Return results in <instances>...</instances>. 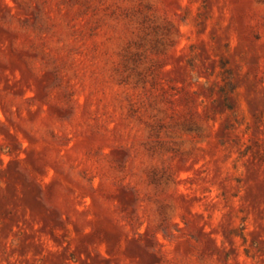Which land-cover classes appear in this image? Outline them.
Returning <instances> with one entry per match:
<instances>
[{
	"label": "rangeland",
	"instance_id": "374dc122",
	"mask_svg": "<svg viewBox=\"0 0 264 264\" xmlns=\"http://www.w3.org/2000/svg\"><path fill=\"white\" fill-rule=\"evenodd\" d=\"M0 264H264V0H0Z\"/></svg>",
	"mask_w": 264,
	"mask_h": 264
},
{
	"label": "trees",
	"instance_id": "16d2710c",
	"mask_svg": "<svg viewBox=\"0 0 264 264\" xmlns=\"http://www.w3.org/2000/svg\"><path fill=\"white\" fill-rule=\"evenodd\" d=\"M233 89H234V87H233ZM226 92H227V90L224 87H222L221 88V93H222L223 96H226Z\"/></svg>",
	"mask_w": 264,
	"mask_h": 264
}]
</instances>
